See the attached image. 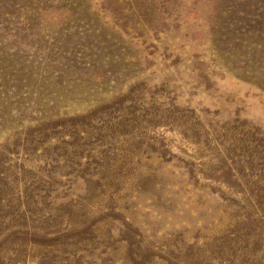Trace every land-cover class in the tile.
<instances>
[{
    "label": "rangeland",
    "instance_id": "obj_1",
    "mask_svg": "<svg viewBox=\"0 0 264 264\" xmlns=\"http://www.w3.org/2000/svg\"><path fill=\"white\" fill-rule=\"evenodd\" d=\"M0 264H264V0H0Z\"/></svg>",
    "mask_w": 264,
    "mask_h": 264
}]
</instances>
